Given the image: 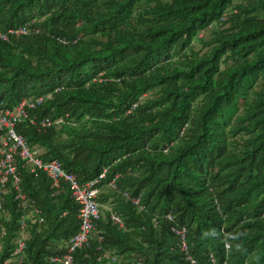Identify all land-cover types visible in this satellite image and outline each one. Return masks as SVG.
Returning a JSON list of instances; mask_svg holds the SVG:
<instances>
[{"label": "trees", "instance_id": "obj_1", "mask_svg": "<svg viewBox=\"0 0 264 264\" xmlns=\"http://www.w3.org/2000/svg\"><path fill=\"white\" fill-rule=\"evenodd\" d=\"M0 33L4 108L44 98L15 132L98 191L75 263L264 264V0H0ZM15 161L0 264H59L80 206Z\"/></svg>", "mask_w": 264, "mask_h": 264}, {"label": "built area", "instance_id": "obj_2", "mask_svg": "<svg viewBox=\"0 0 264 264\" xmlns=\"http://www.w3.org/2000/svg\"><path fill=\"white\" fill-rule=\"evenodd\" d=\"M25 28L19 30H9L10 35L24 34ZM0 39L7 41V35L0 33ZM44 98L42 96L36 98H25L13 109L4 108L0 102V196L2 188L6 186L8 181H12L14 185L19 182V176L16 166V158H21L27 161L30 165V170L36 169L44 171L47 177L51 180L52 186L58 188L64 181L69 184L71 196L74 201L80 206L79 219L80 231L74 235L67 244V253L60 258H51V263L59 264H77L74 261L73 254L77 249L89 247L90 239L96 237L98 243L102 242L103 237L97 236L94 222L99 219L100 211L96 202L97 189L93 187L94 183H87L80 185L76 177L72 174L65 172L61 163L56 160L48 163H43L35 153L27 146L26 141L15 132V126L22 120L29 118V113L36 110L43 104ZM32 124L36 123V119H31ZM61 120L57 119L51 121L50 119H43L40 121L41 127H50L55 123H60ZM103 174L99 177L102 178ZM133 203H138L137 199L132 200ZM24 227V225L22 226ZM181 236V251L187 253V247L184 242V233ZM24 247L23 242H19V246L15 253L22 251ZM100 249V247H98ZM191 264H195L194 260L188 258ZM99 261L105 260L106 264H112L115 258L106 253L98 257Z\"/></svg>", "mask_w": 264, "mask_h": 264}, {"label": "clouds", "instance_id": "obj_3", "mask_svg": "<svg viewBox=\"0 0 264 264\" xmlns=\"http://www.w3.org/2000/svg\"><path fill=\"white\" fill-rule=\"evenodd\" d=\"M104 253L108 254L109 256H112V255H110L108 252H104ZM102 254H103V253H102ZM100 256H101V255H100ZM112 257H114V256H112ZM114 258H115V257H114ZM115 261H116V259H115ZM115 261H114V262H115ZM114 262H113V263H114ZM101 263H105V264H106L105 260L101 261Z\"/></svg>", "mask_w": 264, "mask_h": 264}]
</instances>
